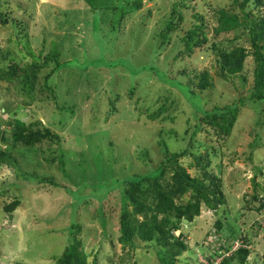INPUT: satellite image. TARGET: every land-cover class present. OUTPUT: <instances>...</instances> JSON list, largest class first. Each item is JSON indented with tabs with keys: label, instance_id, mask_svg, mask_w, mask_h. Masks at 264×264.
<instances>
[{
	"label": "rangeland",
	"instance_id": "rangeland-1",
	"mask_svg": "<svg viewBox=\"0 0 264 264\" xmlns=\"http://www.w3.org/2000/svg\"><path fill=\"white\" fill-rule=\"evenodd\" d=\"M177 1L184 4L183 20L175 19L177 28L164 45L160 35L170 20L174 0L145 1L143 9L134 12L129 11L132 3L127 5L126 0H100V5L119 7L118 11H106L105 34H94L95 27L103 26L93 25L92 9L83 0H0V70L8 69L13 57L21 58L17 56L20 48L26 54L36 51L44 61L48 50L40 57L39 49L45 40L46 47L59 44L61 61L80 63L86 58H102L104 42L102 55L106 62L128 59L135 67L155 65L169 78L185 84L196 82V75L208 70L215 87L201 92L208 100L205 109L235 102L240 107L238 119L229 134H214L210 126L203 124V133L190 147L191 156L181 162L190 174L208 178V182L216 175L226 202L216 211L203 208L191 225L183 222L188 250L179 256L177 264H210L216 240L218 244L235 238L240 242L239 232L251 224L245 212L264 200V101L251 98L256 66L253 56L246 59L243 72L236 75H225L221 66V52L237 46L249 50L252 46L246 19L233 0ZM240 1H246V10L252 16L264 14V7L253 6L254 0ZM121 7H126L128 15L124 13L117 21L112 11L120 14ZM1 17L8 18L9 23H3ZM234 22L243 28L233 27ZM112 24L119 29L109 30ZM194 24H203L208 41L188 55L183 51L186 43L182 38ZM25 37L26 44L17 45ZM25 58L32 61L30 55ZM89 64L85 69H58L46 81L47 73L38 74L36 96L24 86L22 77L0 79V107L10 106L13 111L28 102L20 118L25 121L33 113L42 126L65 139L60 146L44 142L42 149L35 150V156H28L29 162L21 160L18 167L14 162L0 166L2 264H59L66 247L76 239L81 243L80 252L87 255V264H163L151 247L156 245L154 242L145 245L138 241L141 248L134 255L122 247L118 221L121 193L109 188L118 180L157 169L166 160L165 147L170 153L187 150L195 124L194 109L180 90L163 83L154 72L141 73L136 78L124 67H105L110 71L109 79L118 76L119 83L117 88L108 83L115 89L114 96L105 92L102 98L100 71ZM131 78L145 81L136 83L130 91ZM47 81L50 89L45 90ZM192 88L196 86L192 84ZM118 93L121 100L114 103ZM114 104L118 107L113 108ZM139 110L142 113L135 118ZM98 114L101 118L96 117ZM4 118L7 115L0 113L3 128ZM142 148L147 150L150 164H145ZM52 157L57 160L51 161ZM37 161L44 166L38 176L52 177L59 186L45 185L37 176H22L37 170ZM255 194L262 199L258 204L252 201ZM188 198L189 194L183 199ZM16 199L21 201L20 206L6 213L4 206ZM227 212L228 217H224ZM252 212L255 216L256 210ZM220 216L222 230L215 227ZM229 223L236 229L228 227ZM200 224L204 226L202 230L197 229ZM209 237L215 241L213 247ZM250 244L249 262L264 264V228L258 235L251 233Z\"/></svg>",
	"mask_w": 264,
	"mask_h": 264
},
{
	"label": "trees",
	"instance_id": "trees-1",
	"mask_svg": "<svg viewBox=\"0 0 264 264\" xmlns=\"http://www.w3.org/2000/svg\"><path fill=\"white\" fill-rule=\"evenodd\" d=\"M83 1H86L92 9L94 15L93 25L96 23L103 26L101 29L94 26V34L101 32L105 34L103 31L106 29L104 15L106 14V11H111L112 9H117L116 11H118V5H100V0ZM126 1L127 5L132 3V8L129 11L134 12L142 10L145 1L149 0ZM233 4L241 11L246 19V26L249 29L252 46L249 50L244 46H237L229 52H221V66L225 75H236L243 72L246 59L249 56H253L256 66L254 69V86L251 98L254 99V101H264V14L255 17L252 16V14H249L245 7L246 1L241 2L240 0H233ZM172 6L170 20L160 35L162 44L164 45L170 41L172 32L177 28V22L175 19L177 18L179 21L183 20L181 8L184 7V4L174 0ZM253 6L255 8H263L264 0H254ZM125 8L126 7L120 8V14L112 11V17L119 21L124 13H126L125 15H128V11ZM1 18L3 23H9L8 18ZM115 19H113L112 22H114ZM238 20L237 17V21ZM21 24L22 23L20 22L19 25L21 26ZM233 27L243 28L239 22L238 24L234 22ZM115 29H119L116 27V24L109 30L115 31ZM20 39L22 42H18L17 45L26 44V37ZM182 41L186 43L183 51L188 55H191L196 48H202L204 43L208 41L207 34L203 31V24H194V28L190 29L188 33L183 36ZM104 44V42L101 44L102 50L100 56L102 58H98L97 60H89V58H86L81 63L77 60L61 61L59 44L56 46V44L52 43L50 47H46V40L42 43V48L39 49L40 57L43 53L47 52L44 51L45 49L48 50V54L44 57V61L36 56V51L32 50L30 51V54H26L20 48L17 56L21 58L13 57L10 59L8 69L0 70V79L7 77L15 80L14 77H22V79H24V86L29 87L31 89L30 92H33L36 96L37 92L35 93L34 89L38 84V81L36 82L38 74L40 76L43 72L47 73L48 75L45 74L44 78L46 81L58 69L71 67L85 69L89 67L88 63H90L89 65L91 67L96 68V71H100L101 78H99V81L102 84L103 89L101 97L105 92L110 96H114L115 89L110 88V86L114 87L116 85L117 88L119 77L117 76L109 79L111 78V74L108 69H117L119 67L128 69L132 76H137L136 78H139L138 75L141 73L154 72L163 83L180 90L181 93L185 95L186 99L194 109L193 117L195 120V124L189 135L190 142L187 150L170 153L165 147L166 160L159 164L157 169L151 170L148 173L136 174L135 176H129L123 180H118L109 188V190L116 188L121 193V207L118 214V221L120 224L119 242L122 247L124 249L129 248V251L131 250L130 253L134 255L135 250L141 248L138 241H141V243H144L145 245L154 242L156 245H151V247L156 251L160 258L159 260L163 264H177L180 261L179 256L182 255L184 251L188 250L185 242L184 227L182 226L183 222L186 221L187 224L191 225L201 215L203 208L206 207L216 211L220 206L225 205L226 202L225 193L223 192L221 183H217L218 178L216 175L213 176L210 182H208V178H201L200 176L190 174L188 168L181 162V160L191 156V153L189 152L190 147H192L193 142H195L199 134L203 133V124L210 126L213 129L214 134L220 132L227 134L231 133L232 127L238 119L240 107L235 104V102H227L224 105H215L211 110H207V107L205 109L208 100L204 99L201 92L203 93L205 90L213 89L215 87L213 76L208 70L198 73L195 77L197 80L196 82L193 80V82L190 81L185 84L179 79L169 78L166 72L160 70L155 65L135 67L128 59H117L106 62L102 55ZM29 55L32 58L31 62L25 58V56L28 57ZM81 65L85 67H81ZM4 73L6 76H4ZM96 79L98 80V78ZM131 80L133 83H130ZM143 81L145 80L139 79L138 81H135V78L129 79L128 83L131 87L129 90L133 91L135 84L137 83V85H140ZM44 84L45 90L47 88L50 89L48 81ZM192 84L196 86L197 90L192 88ZM128 87L129 86H127V88ZM120 96V93L116 95L114 103L121 100ZM129 99L132 100L133 96ZM138 99L136 102L139 101ZM242 101L244 100H241V102ZM25 104L29 105L28 102ZM25 104H22L21 107L13 111H11L10 106L0 107V113L2 115H7V118H4L5 127L3 128L2 125H0V166L4 164L11 165V163L14 162L18 167L21 160L25 163L29 162L27 161L29 159L28 156H35V150L37 148L42 149V144L44 142L54 146H60L62 142L61 140H65L61 137V134H57L50 128L42 126V123L39 120H35V115L33 113L30 114L28 117L29 119L26 117L27 119H25V121L22 120V118H20V113L26 109ZM114 106L115 107L113 108H116L117 105L114 104ZM7 111L11 112L6 113ZM141 113L142 111L139 110V112L135 114V118H139ZM96 117L101 118V115L98 114ZM205 133L206 135H209L207 134V130H205ZM63 142L65 143V141ZM141 153L142 156L145 157V164H150L151 159L148 156L147 150L142 148ZM38 154L39 152L35 158L38 157ZM45 160H48V158H45ZM55 160H57V157L51 158V161L54 162ZM36 163L38 165L37 170H32L33 173L25 172L22 176L27 179H31L30 177L32 176H37V178L40 179V182L43 181L45 185L59 186L52 177L38 176L44 166H42L39 161ZM36 171L38 172L36 173ZM263 189L264 188L262 187V190ZM187 194H189V198L184 200L183 198ZM252 197V201L255 202V204H258V201L262 200L260 199L259 194H255ZM20 204L21 201L16 199L11 203H8V205L6 204L4 206V211L6 213H13ZM254 209L256 210L255 216L252 215ZM248 213V220H250L251 224L245 229L242 227L244 230L239 232V234L241 233L239 236L240 242L245 245L247 244V246L250 244L251 233L258 235L260 234L261 229L264 228V219H261L260 221V218L264 217V200L261 201L259 206H255L252 210L246 211L245 215ZM228 215V212L223 213L224 217H228ZM250 215L252 218H250ZM221 219L222 216L218 217L215 222V227L218 230H222L223 228V222ZM72 227L70 229L71 234H73ZM201 227L204 226H201L200 224L197 229L202 230ZM228 227L236 229V227H232L230 223ZM240 229L241 228L239 227V231ZM177 231L180 232L178 235L176 234ZM206 236L207 233L205 237ZM209 239L210 245L213 247L215 241L210 237ZM236 240V238L234 240L229 239L220 244H218L219 240H216L217 244L213 247L214 259H210L209 263L214 264L217 258H222L219 264H251L249 262L251 250L247 247L245 248L241 246L232 252L231 255H227V253L232 250ZM80 244V241L76 239L73 244L68 245L59 259V264H87V255L83 251L80 252ZM0 264H2L1 261Z\"/></svg>",
	"mask_w": 264,
	"mask_h": 264
},
{
	"label": "clouds",
	"instance_id": "clouds-1",
	"mask_svg": "<svg viewBox=\"0 0 264 264\" xmlns=\"http://www.w3.org/2000/svg\"><path fill=\"white\" fill-rule=\"evenodd\" d=\"M7 205H8V204H7ZM14 212H15V211H14ZM236 243H237V242H236ZM236 243H235V244H236ZM239 243H240V242H239ZM235 244H234V245H235ZM234 245H233V247H232V250H231L229 253H227V254L231 255L232 252H234L235 250H237L238 248L241 247V246H240V247H238L237 249H234V247H235ZM242 246L245 247V248H246V247L249 248V246L244 245V244H242ZM249 249H250V248H249ZM219 259H220V261L222 260V258H217V259H216V262H217ZM220 261H219L217 264H219ZM216 262H215L214 264H216ZM208 263H209V262H208ZM17 264H19V263H17ZM203 264H204V263H203ZM210 264H211V263H210Z\"/></svg>",
	"mask_w": 264,
	"mask_h": 264
},
{
	"label": "built area",
	"instance_id": "built-area-1",
	"mask_svg": "<svg viewBox=\"0 0 264 264\" xmlns=\"http://www.w3.org/2000/svg\"><path fill=\"white\" fill-rule=\"evenodd\" d=\"M236 245H237V246H236ZM236 245H235L234 249H237L238 247L242 246V243H241V242H240V243L237 242ZM227 255H229V254H227ZM219 260H220V259H219ZM219 260H218V261H219ZM218 261L216 262V264L218 263Z\"/></svg>",
	"mask_w": 264,
	"mask_h": 264
}]
</instances>
